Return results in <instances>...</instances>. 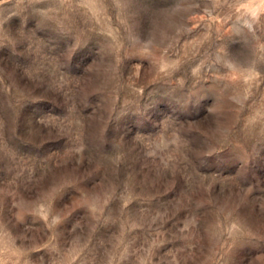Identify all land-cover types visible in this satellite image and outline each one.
<instances>
[{
  "label": "rangeland",
  "instance_id": "obj_1",
  "mask_svg": "<svg viewBox=\"0 0 264 264\" xmlns=\"http://www.w3.org/2000/svg\"><path fill=\"white\" fill-rule=\"evenodd\" d=\"M0 264H264V0H0Z\"/></svg>",
  "mask_w": 264,
  "mask_h": 264
}]
</instances>
